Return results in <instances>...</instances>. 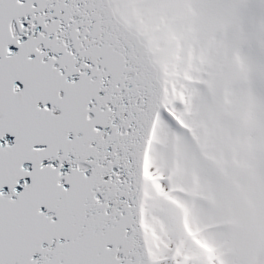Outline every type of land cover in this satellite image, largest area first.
Masks as SVG:
<instances>
[{
  "label": "snow or ice",
  "instance_id": "obj_1",
  "mask_svg": "<svg viewBox=\"0 0 264 264\" xmlns=\"http://www.w3.org/2000/svg\"><path fill=\"white\" fill-rule=\"evenodd\" d=\"M0 264H264V0H0Z\"/></svg>",
  "mask_w": 264,
  "mask_h": 264
}]
</instances>
